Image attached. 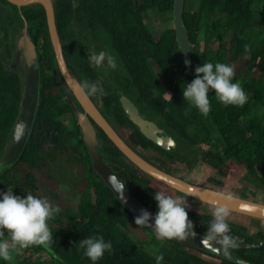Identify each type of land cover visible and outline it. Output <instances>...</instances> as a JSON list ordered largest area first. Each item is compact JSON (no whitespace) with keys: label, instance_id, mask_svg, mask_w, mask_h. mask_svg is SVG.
<instances>
[{"label":"trees","instance_id":"obj_1","mask_svg":"<svg viewBox=\"0 0 264 264\" xmlns=\"http://www.w3.org/2000/svg\"><path fill=\"white\" fill-rule=\"evenodd\" d=\"M257 1L259 4L255 7ZM8 5L12 12L0 15V157L12 137L25 95V90L18 86L20 76L14 72L9 74L2 61L9 51L7 48H11L7 33L2 35L11 13L15 11L20 15L22 23L27 21L33 42L40 46L38 55L42 69L53 68L56 75L41 78L32 130L19 159L0 173V191L12 187L14 193L21 196L26 193L44 196L61 211L48 222L53 233L49 246L30 245L22 248L27 253L22 258L0 261V264H92L77 247L78 241L88 235H103L112 242V250L105 252L96 264H155L154 252L137 239L129 227L135 215L94 170L80 125L75 123L74 127H69L63 120V116L72 111V104L68 99L62 100L64 80L59 74L44 7L41 4L22 6L20 12L7 0H0V7ZM54 7L66 62L81 84L82 72L87 73L90 80L97 73L84 58V43L108 45L128 70L137 96H144L141 101L146 106L145 111L159 115L161 126L177 141V148L167 150L148 139L123 112L118 100L116 115L121 119L120 124L127 122L132 129L126 140L137 152L176 175L171 166L173 162L183 163L189 170L195 169L197 163L208 165L212 171L206 181L215 188L223 186L224 181L213 172L228 177L237 167L231 163L236 162L245 167L244 175L249 180L264 189V174L260 176L256 172L257 167L264 164V107L259 113L254 110L258 103L264 106V0H200L196 10L187 8L185 0L183 21L194 44L191 67L185 64L174 27L166 28L156 39L143 19V13L148 10L170 17L174 0H54ZM220 28L231 33L228 50L220 48L214 53L206 48L200 52V34L204 33L207 43L211 44L223 36ZM237 59L244 65L242 69L240 64L229 63ZM205 60L234 66V80L248 96L244 106L224 105L210 92L211 110L206 117L189 107L182 95L183 84L195 77V66ZM16 70L23 71L20 67ZM101 135L100 153L104 160L139 201L156 212L154 192L184 195L195 232L206 233L210 210L200 209L192 196L142 170L103 130ZM211 138L215 140L207 144ZM216 140H222V150ZM135 143L156 150L166 161L146 157ZM71 188L80 194L76 209L65 200ZM229 225L231 234L238 237L239 247L234 250L236 259L206 251L218 259L208 260L197 254L196 251L202 249L167 239L174 250L163 254L162 264H237L240 260L247 264H264V229L250 232L243 223L231 220ZM143 228L153 232L148 226ZM45 254L48 258L42 261Z\"/></svg>","mask_w":264,"mask_h":264},{"label":"water","instance_id":"obj_2","mask_svg":"<svg viewBox=\"0 0 264 264\" xmlns=\"http://www.w3.org/2000/svg\"><path fill=\"white\" fill-rule=\"evenodd\" d=\"M7 1L19 8L20 12L22 6L41 4L44 7L59 74L64 80V90L77 114L83 132V138L88 145L93 168L100 175L102 180L111 187L115 196L122 202V204L135 216L140 214L141 209H147L153 214L155 212L149 210L141 201H139L128 190L126 183L121 180L118 174L106 163L103 155L98 150L97 144L99 143V140L96 136V128L90 120V117L95 120V122L107 133L109 138L132 162L154 178L176 190L192 196L197 201L205 202L213 207L217 204H223L227 206L230 211L254 216L264 220V201L234 193H232L234 199L230 201L225 200L221 196V193L226 194L230 192L193 182L172 172L166 171L142 156L124 139V137L104 116L92 97L86 95L85 91L82 90L81 82L70 70L66 62L61 38L57 28L54 0ZM184 4L185 0H174L173 27L176 32L178 45L184 55L185 64L187 67H191L193 62V44L189 36L188 28L183 21ZM38 54L39 50L30 36L27 29V21H25V29L17 36L16 59L14 61V66L12 67L14 70L20 67L25 74V97L20 119L16 124L5 152L0 157V168H3V171L19 159L21 153L25 149L26 142L33 127L40 94V63ZM75 99L81 107L76 103ZM121 102L124 113L138 126L140 131L148 139H151L167 150L177 148V142L174 137L164 127L142 112L128 95L122 94ZM149 228L154 232L151 227ZM203 236V234L196 232L195 236H190L183 240H177L193 248L209 250L217 255L236 259L234 250H232L230 254L225 255L224 252L220 250L219 245L207 242L203 239Z\"/></svg>","mask_w":264,"mask_h":264},{"label":"clouds","instance_id":"obj_3","mask_svg":"<svg viewBox=\"0 0 264 264\" xmlns=\"http://www.w3.org/2000/svg\"><path fill=\"white\" fill-rule=\"evenodd\" d=\"M87 60L95 68H118L116 57L107 50L88 51ZM194 73L196 75L190 82H184L182 95L189 107L195 108L201 115L206 117L211 110L210 92H214L215 98L224 105L242 107L246 104L248 96L241 84L234 80L233 65L205 60L203 64L195 66ZM81 88L88 96H103L105 91L100 81L84 80ZM166 94L171 99L170 94ZM2 171L3 168H0ZM221 196L229 201L234 199L232 193H221ZM153 198L156 201V212L153 214L147 209H141L140 214L134 218L136 225L151 227L158 240H183L196 235L194 223L188 216L186 196H173L158 190L153 193ZM60 211L58 205H53L44 196L32 193L21 196L15 194L12 187L0 191V261L11 262L18 248L49 246L53 242V233L48 222ZM210 215L211 220L203 239L219 245L220 250L228 255L239 247L238 237L231 234L228 219L230 210L223 204H217L210 209ZM77 247L83 250V255L92 264H96L113 246L111 240H106L103 235H88L78 241ZM153 255L155 264H162L163 254ZM237 264L247 262L240 260Z\"/></svg>","mask_w":264,"mask_h":264},{"label":"rangeland","instance_id":"obj_4","mask_svg":"<svg viewBox=\"0 0 264 264\" xmlns=\"http://www.w3.org/2000/svg\"><path fill=\"white\" fill-rule=\"evenodd\" d=\"M199 1L200 0H187V8H189L191 10H196L199 7ZM258 4H259V1H257L255 3V7H258ZM6 11L12 12V7L10 5H8L6 8L0 7V15ZM12 15H14V14L11 13V16ZM169 16L172 18H170L168 16H164V15L161 16V15L156 14L155 12H153L151 10L145 11L143 13V18H144L146 24L148 25V27L150 28V30L153 32L156 39L159 38L160 34L166 28L173 26V13H172V15L170 14ZM14 31L15 30H13L12 33H14ZM220 32L224 33L223 36L221 38L214 39L213 41H211V44L207 43L206 35L204 33H201L200 38H199L198 50L201 52L206 48H210L211 51L215 53L217 50H219L221 48L222 50L227 51L228 46H229V38H230L231 33L228 31L225 32V30L223 28H220ZM105 41L108 42V40H105ZM11 42H14L13 39ZM229 53H230V51H228V54ZM113 55L117 59L118 68L116 70H112V69L102 70L100 77L102 78L106 87L109 89L113 86H115V87L120 86L121 88H125L126 79H129L127 69L124 66V63L122 62L121 58L119 56H117L116 54H113ZM228 57H230V54L228 55ZM201 60H202V58H201ZM230 62L232 64H236V65L240 64L241 65V66H239L240 69H242L241 67L244 66L241 64L240 59H237L235 61H229V63ZM243 71L244 70H242L241 72L243 73ZM100 77L97 79V81H100ZM100 82H102V81H100ZM104 90L105 91H104L103 95H105L107 93V89L104 88ZM96 97H97V99H99V102L102 103L103 100L101 98H99V96H96ZM263 107L264 106L262 105V103L256 104L254 106V110H256L255 113H259ZM257 110H259V111H257ZM65 118L68 120V117L65 116ZM120 130L125 137L130 138V133L132 130L130 127L120 126ZM214 140H215V138H211L209 143H207V144H210V142L213 143ZM216 144H218L219 148L222 150V147H223L222 140L221 141L216 140ZM135 146H137V149L141 153H143L147 157L151 158L152 160H156L159 162H165L166 161L165 157H163L159 152H157L154 149H151V148L145 149V147L141 146L138 143H135ZM231 164H233L237 167H236V169H234V171L231 172V174L228 177H222L219 174L217 175L215 172H213L214 176H216L217 178H220L224 181V184L221 187V189H223L227 192H230V193L237 194V195H242V196H246V197H250V198H255V199L260 200V201H264V189L261 187L258 188L257 185H255L256 183L254 181L249 180V177L244 175L245 174V171H244L245 167L237 164L236 162H232ZM171 166H173V168H175L177 175H179V176H182V177H184L190 181H193V182L201 183L203 185H204V182H206L209 170L206 169V167L203 164L197 163L195 166V169H193V170H189L183 164L178 163V162H173L171 164ZM256 172L260 176H262V174H264V164L259 165L256 169ZM243 175L245 178H242ZM79 197H80V194L78 192H76V190L74 188H71L69 190L68 195H67L65 200H66L67 204H71L72 207H74V209H76L77 208V202L79 201ZM194 203L196 206H198L199 208L204 209V210H206V209L210 210L213 207L209 204H205V203L197 201V200H195ZM228 219L231 221L234 220L235 222H238V223H243L244 225H246L248 227V231H250V232H254V231L259 230V229H264V220H260V219H257L255 217L244 216V215H241L238 213L230 212ZM129 227H130L132 233L136 236V238L139 240H142L143 243H145V245L148 247V249H150L152 252L162 253V254H171L173 252L174 249L171 246V244L169 242H167V240H158L156 238V235L154 232H150L149 230L144 229L143 226L136 225L134 222V219L130 221ZM196 252H197V254H199L200 256H202L204 258H207L208 260H218L214 256L207 254L203 251H200V252L196 251ZM26 254L27 253L24 252L22 250V248L18 249L17 251H15L13 253V259L14 260L20 259ZM46 258H48V255H46V254L43 255L42 261Z\"/></svg>","mask_w":264,"mask_h":264},{"label":"flooded vegetation","instance_id":"obj_5","mask_svg":"<svg viewBox=\"0 0 264 264\" xmlns=\"http://www.w3.org/2000/svg\"><path fill=\"white\" fill-rule=\"evenodd\" d=\"M14 15H12L9 19V23L7 26H3V31H2V35H5V33H7L5 36H7L9 38V42H10V46L11 48H7L9 49V51L6 53V57L4 59H2L3 61V65H4V68H8V72H11L9 74H13L12 72L14 73H17L18 76H20L21 78V81L18 82V86L19 88L21 89H24L25 90V74L23 71L21 70H14L12 67L14 66V61L16 59V42H17V36L18 34L23 31L25 29V23L21 22L20 21V15H16V12L14 11L13 12ZM15 17V18H14ZM144 19V18H143ZM145 22V20H144ZM146 23V22H145ZM148 26V25H147ZM21 28V29H20ZM14 31V33H12V31ZM36 33V32H35ZM33 33V35L35 34ZM0 35H1V30H0ZM161 35V34H160ZM32 40H33V36L32 34H30ZM160 37V36H159ZM14 42H11L12 39ZM11 39V40H10ZM41 43L43 45V42L41 40ZM40 43V44H41ZM37 48H40L39 44L35 43ZM85 47H84V58L85 60H87V56H88V51H92V50H95L97 52H99L100 50H107V51H110V47L108 48L104 43L100 42L98 45L96 44H91V43H88L87 45V42L84 43ZM194 46V44H193ZM193 49V48H192ZM64 51V49H63ZM1 54H4L3 52ZM192 60H193V50H192ZM40 63V62H39ZM193 63V62H192ZM95 71L97 72L96 73V76L93 78L92 77V80H90L89 78H87V75L85 73H81L84 77V80H88V81H97V79L100 77V74L102 72V70H106L105 68H95ZM109 70V69H107ZM128 72V70H127ZM55 71L53 70V68H48V69H42V66H41V63H40V83H41V78L44 77V76H50L52 78H55ZM128 75H129V79H126V86L125 88H121L120 86H113L111 87L110 89L106 87V85L104 84L102 78L100 77V81H102V85L104 86V88L107 89V93L103 96H99V98H101L103 101L102 103L99 102V99H97L96 96H91L92 99L94 100V102L98 105L99 109L101 110V112L104 114V116L108 119V121L113 125V127L121 134V130H120V126L122 127H125V126H128L130 127L127 122H123L122 124H120L121 122V119L120 117H118L116 115L117 113V110H118V100L120 101L121 103V107H122V102H121V95L122 94H126L128 95L133 101L134 103L142 110V112H144L150 119L154 120L156 123H158L159 125H161L159 119L157 116V114L155 113H147L145 111V108L146 106H143V103L141 101V99H143V95H139L137 96V91H135V89L133 88V85L134 83L132 82V79L130 77V74L128 72ZM86 78V79H85ZM23 79V80H22ZM83 82V80H82ZM139 94V93H138ZM25 97V95H24ZM69 100L66 92L64 93L63 97H62V100L65 101V100ZM76 100V99H75ZM24 103V102H23ZM39 103V102H38ZM69 103L70 100H69ZM76 103L81 107V105L78 103V101L76 100ZM145 105V103H144ZM72 106V105H71ZM38 108V106H37ZM23 109V108H22ZM123 109V108H122ZM124 112V110H123ZM22 113V111H21ZM21 113H20V116H21ZM20 116H19V119H20ZM68 117V120L65 118ZM18 119V120H19ZM35 119V118H34ZM130 119V118H129ZM63 120L64 122H66V124L69 125V127H74L75 123H78L79 124V121H78V117H77V114L75 113L74 109H73V106H72V111H68L64 116H63ZM90 120L92 121V123L94 124L95 128H96V136H97V139L99 140V143L97 144V147H98V150L100 151V148L103 147V139H102V135H101V130H103L96 122L95 120L90 117ZM71 124V125H70ZM80 125V124H79ZM81 127V126H80ZM167 130V129H166ZM104 131V130H103ZM81 132H82V129H81ZM105 132V131H104ZM106 133V132H105ZM107 134V133H106ZM30 135V134H29ZM124 139L126 140L127 137H125L123 135V133L121 134ZM82 137H83V132H82ZM109 137V136H108ZM175 139V138H174ZM84 140V138H83ZM176 140V139H175ZM127 141V140H126ZM84 142L86 143V141L84 140ZM128 142V141H127ZM177 142V141H176ZM87 145V143H86ZM160 146V145H159ZM162 147V146H161ZM87 148H88V145H87ZM147 149V148H145ZM152 149V148H151ZM89 152V150H88ZM143 154V153H142ZM144 155V154H143ZM146 156V155H145ZM147 157V156H146ZM149 158V157H148ZM183 164V163H182ZM206 169L209 170L208 172V175L211 173V167L206 165ZM207 175V176H208ZM208 181L204 182V185L206 186H210L212 187L210 184H208ZM221 185L217 188V189H221ZM215 188V187H213ZM223 190V189H221ZM201 209V208H200ZM205 251H209V250H203V252ZM208 254V253H207ZM215 254V253H214Z\"/></svg>","mask_w":264,"mask_h":264},{"label":"bare ground","instance_id":"obj_6","mask_svg":"<svg viewBox=\"0 0 264 264\" xmlns=\"http://www.w3.org/2000/svg\"><path fill=\"white\" fill-rule=\"evenodd\" d=\"M200 202H202V201H200ZM203 203H205V202H203ZM205 204H207V203H205ZM209 205H210V204H209ZM211 206H212V205H211ZM230 212H233V211H230ZM234 213H237V212H234ZM238 214H240V213H238ZM234 215H235V214H234ZM234 215H233V216H234ZM241 215H244V214H241ZM244 216H250V215H246V214H245ZM250 217H254V216H250ZM255 218H256V217H255ZM257 219H260V218H257ZM260 220H263V219H260Z\"/></svg>","mask_w":264,"mask_h":264}]
</instances>
